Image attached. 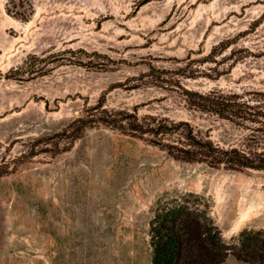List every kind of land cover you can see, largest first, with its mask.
Masks as SVG:
<instances>
[{
	"label": "rangeland",
	"instance_id": "obj_1",
	"mask_svg": "<svg viewBox=\"0 0 264 264\" xmlns=\"http://www.w3.org/2000/svg\"><path fill=\"white\" fill-rule=\"evenodd\" d=\"M30 1L23 21L0 0V72L27 68L0 77V264H152L150 222L164 195L209 198L228 242L264 228V170L177 160L103 123L75 138L73 123L105 95L111 110L138 107L241 144L244 129L190 108L180 88L151 83L149 70L215 74L234 63L220 77L180 81L264 90V0ZM221 41L230 45L218 63L203 64ZM32 54L46 59L29 66ZM226 263L249 264L232 255Z\"/></svg>",
	"mask_w": 264,
	"mask_h": 264
},
{
	"label": "trees",
	"instance_id": "obj_2",
	"mask_svg": "<svg viewBox=\"0 0 264 264\" xmlns=\"http://www.w3.org/2000/svg\"><path fill=\"white\" fill-rule=\"evenodd\" d=\"M151 0H142L144 4ZM6 10L12 16L27 21L34 14L30 0H8ZM221 41L200 61L218 63L230 44ZM32 54L31 65L46 57ZM189 61L197 59L188 56ZM220 62V61H219ZM234 63L215 74L199 69L177 70L158 68L150 64L151 83L158 86L178 87L192 109L218 115L244 129L247 133L239 145L223 146L209 135L198 132L187 120H174L156 114L141 116L139 108L111 110L106 107V96L87 113L76 118L75 138L94 123H103L124 133L159 146L170 156L186 162L205 163L212 167L242 171L264 170V90L244 92L214 88L208 91L184 86L181 76L220 77L232 69ZM27 68L0 72V77L18 78ZM198 73L190 74V71ZM188 71V72H187ZM145 76V75H144ZM153 260L152 264H227L230 255L249 264H264V228H244L228 242L212 215V201L206 196L188 192L164 195L158 198L150 222Z\"/></svg>",
	"mask_w": 264,
	"mask_h": 264
}]
</instances>
